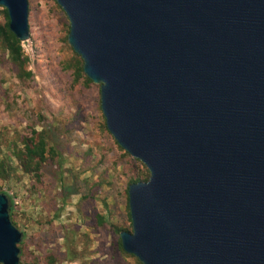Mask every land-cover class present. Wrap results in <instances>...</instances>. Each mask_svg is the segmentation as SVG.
Here are the masks:
<instances>
[{"label": "water", "instance_id": "1", "mask_svg": "<svg viewBox=\"0 0 264 264\" xmlns=\"http://www.w3.org/2000/svg\"><path fill=\"white\" fill-rule=\"evenodd\" d=\"M99 86L127 186L121 250L140 264H264V0H54ZM28 39L27 1L0 0ZM0 193V264L22 233Z\"/></svg>", "mask_w": 264, "mask_h": 264}, {"label": "rangeland", "instance_id": "2", "mask_svg": "<svg viewBox=\"0 0 264 264\" xmlns=\"http://www.w3.org/2000/svg\"><path fill=\"white\" fill-rule=\"evenodd\" d=\"M26 1L28 39L20 44L32 75L15 78L0 50V159L15 167L9 147L27 127L43 130L60 158L42 166L38 181L19 170L0 179L23 234L19 260L43 264L51 254L56 264H135L119 251L118 233L130 231L126 181L140 162L105 129L99 86L72 83V70L63 68L74 53L62 10L52 0Z\"/></svg>", "mask_w": 264, "mask_h": 264}, {"label": "trees", "instance_id": "3", "mask_svg": "<svg viewBox=\"0 0 264 264\" xmlns=\"http://www.w3.org/2000/svg\"><path fill=\"white\" fill-rule=\"evenodd\" d=\"M52 1L54 2V4H56L54 0ZM56 7L60 10L57 4ZM2 18H3V22L0 23V50L2 54H4L6 57L8 69L17 79H29L32 73L30 70L26 69L28 64L27 57L23 54L20 42L8 30L7 27L8 19H7L6 11L4 9H2ZM63 68L72 70L71 72L72 83H77L79 80H81L84 85L91 83L82 73L81 60L75 53H74L73 62L64 65ZM25 135L26 136L20 137L18 138V140H15L9 147L10 156L11 158H13V160L16 163L15 165L16 169L15 167L13 168V166H11L8 163L9 158L0 159L1 180H9L14 170L15 171L19 170L22 174L29 175L33 177L35 181H38L41 174L42 166L46 162L59 161L60 158L59 155L54 151L53 148L47 146L43 130H35V128L27 127ZM19 140L21 141L20 143ZM117 148L120 151H122L125 156H128V154L125 153L123 150H121L118 146ZM139 165H140V170L136 171V173L134 174H131L126 181L125 195L127 191V186L129 184L136 182H146L148 179V172L146 168L141 163H139ZM6 198L8 200V206H9V211H8L9 219L12 225L15 226L12 220L13 204L7 196ZM126 209L128 214L127 195H126ZM128 221L130 223L129 215H128ZM121 230L125 232L131 231V229L130 231H126L124 229ZM22 239H23V234L21 236L20 242L17 245L19 249V258L22 255V248H21ZM118 248L122 255L132 258L135 264H140L137 261V259L134 258L132 255L126 254L121 250L119 239H118ZM19 264H23V263L20 262L19 260ZM43 264H56V259L54 258L53 255L48 254L44 257Z\"/></svg>", "mask_w": 264, "mask_h": 264}]
</instances>
